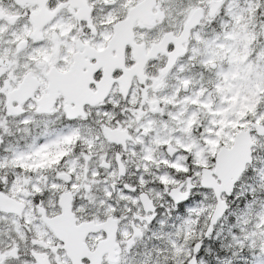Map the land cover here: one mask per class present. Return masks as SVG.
<instances>
[{"label":"snow or ice","instance_id":"snow-or-ice-1","mask_svg":"<svg viewBox=\"0 0 264 264\" xmlns=\"http://www.w3.org/2000/svg\"><path fill=\"white\" fill-rule=\"evenodd\" d=\"M0 264H264V0H0Z\"/></svg>","mask_w":264,"mask_h":264}]
</instances>
